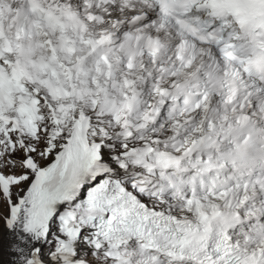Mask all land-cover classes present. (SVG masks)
Listing matches in <instances>:
<instances>
[{
  "label": "snow or ice",
  "instance_id": "obj_1",
  "mask_svg": "<svg viewBox=\"0 0 264 264\" xmlns=\"http://www.w3.org/2000/svg\"><path fill=\"white\" fill-rule=\"evenodd\" d=\"M0 264H264V0H0Z\"/></svg>",
  "mask_w": 264,
  "mask_h": 264
}]
</instances>
